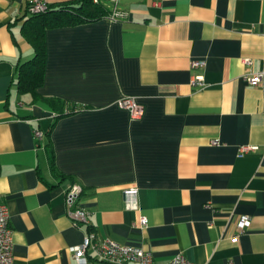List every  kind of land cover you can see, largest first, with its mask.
Wrapping results in <instances>:
<instances>
[{
    "label": "crops",
    "instance_id": "1",
    "mask_svg": "<svg viewBox=\"0 0 264 264\" xmlns=\"http://www.w3.org/2000/svg\"><path fill=\"white\" fill-rule=\"evenodd\" d=\"M30 1L0 0V202L13 264H105L90 248L74 257L88 232L148 249L155 264L178 254L264 264V83L245 79L264 70V0H119L121 19L46 29L42 83L20 92L19 66L35 55ZM122 95L143 105L140 118L116 104ZM53 98L76 110L57 117ZM71 183L87 224L67 215Z\"/></svg>",
    "mask_w": 264,
    "mask_h": 264
},
{
    "label": "built area",
    "instance_id": "2",
    "mask_svg": "<svg viewBox=\"0 0 264 264\" xmlns=\"http://www.w3.org/2000/svg\"><path fill=\"white\" fill-rule=\"evenodd\" d=\"M94 3L99 1L104 2L111 10L109 16L110 20L121 19L124 13L118 8L119 0H92ZM47 8V3L43 0H31L29 3V11L31 13L43 12ZM242 62L250 66L252 61L248 57L242 58ZM205 61L201 59L192 60L191 68L203 69ZM248 83L257 85L264 83V70L252 73L248 72L245 76ZM190 84L193 87L203 86V78L201 75H194L191 78ZM116 104L128 111L132 119H138L143 115L144 107L140 104L134 96L122 95L116 100ZM41 132L35 130V135L39 136ZM218 141H212L217 144ZM253 147H240V153L243 154ZM82 192V187L78 183H71L66 189V204L67 215L75 225L87 224L88 212L80 205L79 196ZM137 196V188L129 187L123 190L124 202L127 208H135ZM140 223L142 226L147 225L145 216H140ZM250 224V218L246 215L241 216L237 221V227L243 231ZM90 248L98 259L105 264H155L153 261L152 252L139 246L121 244L108 238H98L94 232H88L81 245L73 247L74 257L80 261H86V251ZM0 264H13V244H12V230L9 226V212L5 204L0 202ZM158 264H197L183 254H178L171 260L165 263Z\"/></svg>",
    "mask_w": 264,
    "mask_h": 264
},
{
    "label": "trees",
    "instance_id": "3",
    "mask_svg": "<svg viewBox=\"0 0 264 264\" xmlns=\"http://www.w3.org/2000/svg\"><path fill=\"white\" fill-rule=\"evenodd\" d=\"M110 12V8L104 2L94 3L92 0H67L47 4L46 10L43 12H30L31 15L27 18L28 23L23 31L32 43L35 55L31 60L19 66V91L34 92L35 88L42 83L45 60L43 37L46 29L107 18ZM50 103L56 108L57 117L76 110L74 105L58 98L50 99Z\"/></svg>",
    "mask_w": 264,
    "mask_h": 264
}]
</instances>
